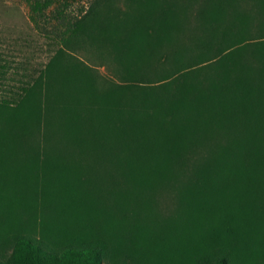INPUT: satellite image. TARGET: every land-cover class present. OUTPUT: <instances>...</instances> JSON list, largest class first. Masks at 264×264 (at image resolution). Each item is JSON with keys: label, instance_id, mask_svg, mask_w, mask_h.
Returning <instances> with one entry per match:
<instances>
[{"label": "trees", "instance_id": "obj_1", "mask_svg": "<svg viewBox=\"0 0 264 264\" xmlns=\"http://www.w3.org/2000/svg\"><path fill=\"white\" fill-rule=\"evenodd\" d=\"M78 1L25 0L52 54L15 86L0 65V264H168L191 256L185 218L221 245L204 264H264V41L219 31L221 3L187 48L184 10ZM82 41L116 49L110 76L73 56ZM182 177V215L152 229V195Z\"/></svg>", "mask_w": 264, "mask_h": 264}, {"label": "rangeland", "instance_id": "obj_2", "mask_svg": "<svg viewBox=\"0 0 264 264\" xmlns=\"http://www.w3.org/2000/svg\"><path fill=\"white\" fill-rule=\"evenodd\" d=\"M92 1L79 0L69 6L67 12L75 14L83 7L86 8L89 2ZM97 2H101L102 9L105 8L107 2H117L121 7L128 4V2H154L159 6L170 7L175 12L176 10H184V18L175 36L177 42L174 38L173 44L174 47L182 44L187 48L194 47L191 43L192 37L207 38L208 32L202 30L199 25V8L221 3L224 8L221 10V19L218 22L219 31L230 27L234 32L245 31L244 37L248 39V42L264 41V6L260 3L264 0H97ZM51 12L53 11H50L49 14ZM28 14L29 9L25 0H0V65L8 69L7 82L14 86L19 85L28 77H36L48 61L53 50V45L50 44L51 39L47 38L43 32H40L34 26ZM146 15L150 21H153V18L156 17L151 12ZM49 21L44 22L48 27L51 25V23H48ZM262 47L264 48V45ZM249 50L251 51V48ZM169 51V47L164 48L160 51V54L164 52L168 54ZM115 52L116 49L113 50L108 43L100 47H94L89 46L87 41H82L73 56L93 67L100 75L110 76L116 64ZM163 64L162 61L159 62V59H155L151 62L152 68L150 69L158 68ZM38 141H43L41 136H38ZM191 170L192 166L190 165L187 167V173ZM184 179L182 177L172 187H162L152 195V208L142 214V217L147 216L152 229L157 230L167 220L170 222V219H178L179 215H182L178 209L177 191L182 188ZM190 219L185 218V224L181 231L185 234L186 231L189 233L186 245L189 247L191 256L186 257L182 253L178 254L168 264H204L208 256L217 255L216 250L218 252L221 249L220 244L208 250L205 247L199 248L196 227ZM192 231H194V236L191 234ZM228 241L231 242V239H228ZM227 249L230 252L231 250L236 251L238 254L237 249L234 247L227 246ZM198 250L200 251L198 252ZM193 260L195 263H193ZM104 264H106L105 261Z\"/></svg>", "mask_w": 264, "mask_h": 264}]
</instances>
